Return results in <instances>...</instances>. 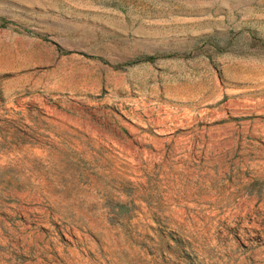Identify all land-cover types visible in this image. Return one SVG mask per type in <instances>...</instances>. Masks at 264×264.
Masks as SVG:
<instances>
[{"label": "rangeland", "instance_id": "374dc122", "mask_svg": "<svg viewBox=\"0 0 264 264\" xmlns=\"http://www.w3.org/2000/svg\"><path fill=\"white\" fill-rule=\"evenodd\" d=\"M223 50L264 58V0H0V264H264V86L160 92Z\"/></svg>", "mask_w": 264, "mask_h": 264}, {"label": "crops", "instance_id": "0c3cea01", "mask_svg": "<svg viewBox=\"0 0 264 264\" xmlns=\"http://www.w3.org/2000/svg\"><path fill=\"white\" fill-rule=\"evenodd\" d=\"M176 77L160 87L163 101L217 113L240 112L264 86V58L221 51L177 59ZM181 74V76L179 75Z\"/></svg>", "mask_w": 264, "mask_h": 264}, {"label": "trees", "instance_id": "16d2710c", "mask_svg": "<svg viewBox=\"0 0 264 264\" xmlns=\"http://www.w3.org/2000/svg\"><path fill=\"white\" fill-rule=\"evenodd\" d=\"M147 60H150L151 59V57H148V58H146Z\"/></svg>", "mask_w": 264, "mask_h": 264}]
</instances>
